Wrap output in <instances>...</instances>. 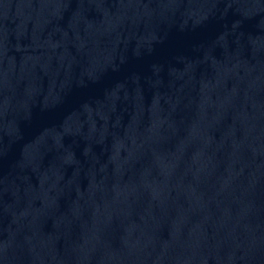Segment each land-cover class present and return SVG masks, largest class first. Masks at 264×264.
<instances>
[{
  "label": "water",
  "instance_id": "water-1",
  "mask_svg": "<svg viewBox=\"0 0 264 264\" xmlns=\"http://www.w3.org/2000/svg\"><path fill=\"white\" fill-rule=\"evenodd\" d=\"M0 264H264V0H0Z\"/></svg>",
  "mask_w": 264,
  "mask_h": 264
}]
</instances>
